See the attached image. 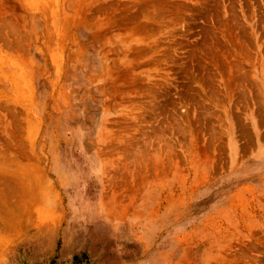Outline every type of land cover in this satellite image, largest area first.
I'll use <instances>...</instances> for the list:
<instances>
[{"label": "rangeland", "instance_id": "rangeland-1", "mask_svg": "<svg viewBox=\"0 0 264 264\" xmlns=\"http://www.w3.org/2000/svg\"><path fill=\"white\" fill-rule=\"evenodd\" d=\"M0 264H264V0H0Z\"/></svg>", "mask_w": 264, "mask_h": 264}, {"label": "crops", "instance_id": "crops-1", "mask_svg": "<svg viewBox=\"0 0 264 264\" xmlns=\"http://www.w3.org/2000/svg\"><path fill=\"white\" fill-rule=\"evenodd\" d=\"M52 243H54V241H52Z\"/></svg>", "mask_w": 264, "mask_h": 264}]
</instances>
